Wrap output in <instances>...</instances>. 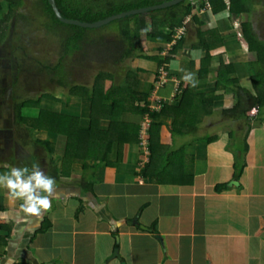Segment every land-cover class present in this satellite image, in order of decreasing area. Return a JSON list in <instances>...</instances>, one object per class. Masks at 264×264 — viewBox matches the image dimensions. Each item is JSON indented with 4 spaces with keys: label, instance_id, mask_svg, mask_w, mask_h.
Returning <instances> with one entry per match:
<instances>
[{
    "label": "crops",
    "instance_id": "1",
    "mask_svg": "<svg viewBox=\"0 0 264 264\" xmlns=\"http://www.w3.org/2000/svg\"><path fill=\"white\" fill-rule=\"evenodd\" d=\"M239 16L243 14L227 9L213 13L201 7L182 28L174 32L160 28L162 38L143 33L142 51L136 53L139 58H133L128 71H143L137 73L134 91L147 96L149 111L121 113L122 121L139 125L140 141L125 143L121 160H117L118 143L113 142L105 158L112 166L89 159V166L99 164L88 181L91 189L80 179L81 163H73L69 175H51L55 167L60 175L64 135L28 127L14 113H0L11 121L0 132L1 174L8 166L39 163L56 179L51 207L38 217H26L20 202L11 201L6 190L0 189V236L5 240L0 243V264L9 256L14 264H264V122L253 123L255 112L246 113L254 124L251 127L241 118L225 115L223 110L230 109L237 97L231 89L216 88L217 71L224 65L233 68L228 77L237 80L240 88L250 92L253 87L249 74L254 72L251 64L257 53L248 49ZM211 31L216 46L206 59V50L197 46L198 34ZM192 50H198L196 58L189 54ZM247 54L251 57L245 62L242 58ZM146 57L168 61L159 65ZM173 62L184 71L173 70ZM189 72L195 74V87L182 79ZM113 85L123 86L125 80ZM81 86L91 92L93 84ZM111 86H105L104 92ZM187 87L219 99L213 101L211 114L202 109L196 113L192 129L172 134L170 125L179 113L165 114L161 109L177 106ZM66 89V94H46L52 99H39L42 94L22 99L19 103L39 100L37 105L22 106L21 116L34 118L43 109L52 117H77L81 127H88L93 120L90 100L70 95ZM251 96L257 97L256 93ZM253 109L258 112L257 107ZM97 117L98 129H108L110 121ZM150 135L169 148L166 154L178 151L179 156L169 170L156 168V179L143 176L150 160ZM234 135H241L236 144ZM37 140L49 142V148ZM85 147L78 148L77 157L85 158ZM46 220L50 225L41 231ZM133 220L137 225L127 224ZM115 243L118 258H113Z\"/></svg>",
    "mask_w": 264,
    "mask_h": 264
},
{
    "label": "trees",
    "instance_id": "2",
    "mask_svg": "<svg viewBox=\"0 0 264 264\" xmlns=\"http://www.w3.org/2000/svg\"><path fill=\"white\" fill-rule=\"evenodd\" d=\"M7 1L9 3L11 0ZM165 1L170 0H54V3L63 18L77 20L80 22L94 23L112 15L158 5ZM263 2L264 0H229L227 5L225 0H208L210 11L213 13H218L227 9L230 13L243 15H249L253 11V4H259L260 6V4H264ZM37 4L42 17L46 20L45 24L50 23L51 26L55 25V27H58V29L62 32L60 33L61 56L68 55L71 57L72 54L81 52V46L84 44H89L91 47L99 45V48H101V45H104L102 51L104 53L105 60L114 62L115 65H117L119 61L121 62L125 59H133L136 56L138 57L136 53L142 51L140 34L142 33L141 30L148 26L145 16L150 17V33L152 37L162 38L161 34L158 32L160 28H167L171 32L176 31L184 26L185 20L191 16L192 11L195 8V6L191 4L190 0H183L181 3L168 8L115 20L113 21L114 23H123V25H119L121 41L113 44H105L101 40L98 41L93 39L89 36V34H91L90 32L94 30L98 31L102 29L106 25L90 29L60 23L54 17L46 0H37ZM199 4L200 7H204L203 2H200ZM11 15L12 10L8 7L7 11L0 18V40L5 32L3 29L5 28L6 22ZM194 18L196 17L192 16V19ZM241 28L243 36L248 43L249 51L257 53V60L251 64V68L254 71L252 83L254 89L256 90L257 97L246 94L248 92L240 88L237 80L230 79L228 77L232 73L233 68L227 65L221 66V68L217 71L216 88L217 90L223 88L231 89L237 97V101L232 108L223 110L225 115L232 114L233 117H245V119L251 120L246 113L251 108L257 107L258 117L253 118L257 123H262L264 122V118L261 117L264 114V42L261 43L257 41L254 34L251 32L250 24L247 20L241 23ZM198 36L200 37V42H198L197 46L206 50V59H208L209 51L212 47L215 48L216 46L214 43L216 41L214 32L211 31L207 34L199 33ZM258 42L259 47L255 49L257 45L256 43ZM64 49L69 50L70 53H68L67 50L64 51ZM82 50L84 51L81 52V55H87L89 53L86 48ZM146 58L156 60L159 65H161L164 61H168V59H159L156 57ZM62 59L63 57H60V60ZM60 69L63 70V75L60 73ZM54 71L58 75V85L60 87L68 88L67 92H69L70 95L77 94L80 97H85L90 100L91 116L93 119L90 125L85 128L81 127L78 123L77 117L65 114H59L56 117H52L49 116L48 112L43 109H39L38 115L34 118H25L21 116L20 109L22 106L31 104L37 105L38 100L43 98L52 99L46 95L40 96L36 101H22L17 103L15 105L14 118L19 122L25 123L28 127L63 134L66 137V143L60 175H58L56 167L53 169L54 173L49 174L56 178L58 176L69 175L71 165L75 162L81 163L83 172L80 179L83 181L85 180L87 187H90L91 189V184L88 181L94 177L93 174L99 164L95 163L93 166H89V159L93 157L96 160L98 159V163H104L107 166H112L114 163L107 161L105 158L107 153L110 151L113 142L118 143L117 160H121L123 145L125 143H139L140 141L139 125L122 121L121 113L124 111L147 113L149 111L146 104L147 96L134 91L138 83L137 73L143 71L141 69L127 71L124 79L125 85H113L106 92H104L103 83L105 80L113 79L111 74H97L95 76L91 92H89L87 88L81 85L67 82V77L70 73L65 71L61 65H55ZM205 72V69L203 71L201 70V74L199 75L202 76ZM243 97H247L246 99L250 100L249 106H247ZM216 99L217 97L212 93H196L193 88L187 87L177 106L173 107L170 105H164L161 112L165 114L170 111L179 113L178 117L173 116L174 118L170 125V130L172 134L183 135L187 128H193L196 113L200 109H202L206 115L212 113L213 101ZM97 114L110 121L108 129H98L96 125L99 120ZM84 140L86 142H84ZM37 142L44 144L48 148L50 146V143L45 140H37ZM81 145L84 147L86 146L84 148V159L76 156L77 150L81 147ZM168 151L169 148L167 146H163L159 143L158 137L149 136L150 160L143 171L144 177L156 179L153 175L156 168L165 172L170 169V166L174 167L175 163L179 159L178 151L166 154ZM88 172H90V174ZM44 222L45 224H43L41 231L46 230L50 225L47 220ZM9 227L10 226H8V229ZM114 235L116 236V232L113 236ZM4 242V236H0V243L4 244ZM114 248H118V243H115Z\"/></svg>",
    "mask_w": 264,
    "mask_h": 264
},
{
    "label": "rangeland",
    "instance_id": "3",
    "mask_svg": "<svg viewBox=\"0 0 264 264\" xmlns=\"http://www.w3.org/2000/svg\"><path fill=\"white\" fill-rule=\"evenodd\" d=\"M253 5V11L249 15L239 16L237 20H247L251 25V29L253 28V34L257 41H263L264 4H260V6L259 4ZM8 7L12 10V15L6 22L5 28L3 29L5 32L0 40V113H4L3 115L6 113L9 116L11 113L13 114L15 105L22 99H34L40 94H55L56 96L59 94H66V87L61 88L58 85L59 79L54 71L55 65H61L65 71L70 73L67 77V82L88 87L94 83L97 74H112L114 76L113 79L103 83L104 87L106 86L105 88L112 84H121L126 72L132 67L133 59L119 61L117 65H115L114 62L106 61L102 51L104 45H101V48H99V45L91 47L89 44H84L81 48H86V50H88L89 53L87 55H81V52L84 51L81 49V52L72 54L71 57L68 55L61 56L60 33L62 32L58 27H55V25L51 26L50 23L45 24L46 20L39 11L37 0H11L9 3L7 0H0V18L7 11ZM145 17L147 24L150 25V17ZM119 25H123V23L112 22L98 31L94 30L90 32L91 34H89V36L98 41L101 40L105 44L120 42ZM142 33L140 34V38L142 35L144 36ZM144 42L145 41L142 42V46L145 47ZM256 44L255 49L259 47V42ZM65 50L67 49H64V51ZM67 52L70 53L69 50H67ZM60 57H63V59L60 60ZM250 57L251 56L247 54L242 60L245 62L247 60L249 61ZM252 58H254V56ZM60 73L63 75L62 69H60ZM249 75L253 77L254 72H251ZM253 87L252 90L250 92L247 91L248 93L246 94L252 95L256 93ZM246 98L244 100L247 106H249L250 100ZM217 99L219 98L217 97ZM252 109L253 108L248 112L253 113L255 110L253 109L252 112ZM230 115L232 116V114ZM252 116L258 117L257 114ZM23 117H25V115H23ZM261 117L264 118V114ZM6 118L8 117L0 115V132L1 130L4 131L3 128L11 126L10 119ZM241 119L245 126L251 127L250 125L256 123L255 120H253V123H250V120L249 122L246 121L245 117ZM24 125L26 124L24 123ZM233 127L234 126L231 128ZM244 128L245 127L242 129V133L246 130V128ZM233 139H235L234 141L236 144L238 143L236 141L241 139V135L238 137L234 135ZM1 148L2 147H0V149Z\"/></svg>",
    "mask_w": 264,
    "mask_h": 264
},
{
    "label": "clouds",
    "instance_id": "4",
    "mask_svg": "<svg viewBox=\"0 0 264 264\" xmlns=\"http://www.w3.org/2000/svg\"><path fill=\"white\" fill-rule=\"evenodd\" d=\"M225 2L228 5L229 1L225 0ZM204 7L210 10L205 4ZM199 8L201 7H195L193 11ZM150 30L151 25H148L141 31L147 33ZM189 54L196 58L199 52L192 50ZM171 67L173 70L184 71L175 62ZM182 79L193 87L196 86L197 81L194 73H186ZM254 112L257 113V110ZM8 169L7 172L0 174V189L6 190L11 201L20 202V210L26 217H38L43 211L50 209L51 197L56 192V179L54 177L46 174L39 163L33 164L31 167L28 165L8 166ZM5 264H14L13 257L9 256Z\"/></svg>",
    "mask_w": 264,
    "mask_h": 264
},
{
    "label": "water",
    "instance_id": "5",
    "mask_svg": "<svg viewBox=\"0 0 264 264\" xmlns=\"http://www.w3.org/2000/svg\"><path fill=\"white\" fill-rule=\"evenodd\" d=\"M183 0H170V1H165L162 2L158 5H153L150 7H145V8H140V9H134V10H130V11H126V12H122L116 15H112L109 16L105 19L99 20L97 22L94 23H87V22H80L77 20H72V19H65L61 16V14L58 12L54 0H46L47 4L49 5L54 17L60 22V23H64V24H68V25H73V26H78L81 28H99L102 27L104 25H108L109 23L115 21V20H119L122 18H127V17H132L135 15H140V14H144V13H149L155 10H160V9H164V8H168L174 5H177L179 3H181ZM232 184V183H231ZM230 184V185H231ZM235 185H237L236 182H234ZM128 225H137V221L133 220V221H128L127 222ZM140 229L142 230H147L145 227L140 226ZM157 238H160L157 236ZM118 249H114L113 252V258H118ZM121 264H124L123 262Z\"/></svg>",
    "mask_w": 264,
    "mask_h": 264
},
{
    "label": "built area",
    "instance_id": "6",
    "mask_svg": "<svg viewBox=\"0 0 264 264\" xmlns=\"http://www.w3.org/2000/svg\"><path fill=\"white\" fill-rule=\"evenodd\" d=\"M190 2L196 8H198L200 2H203L207 7H209L208 0H190Z\"/></svg>",
    "mask_w": 264,
    "mask_h": 264
}]
</instances>
